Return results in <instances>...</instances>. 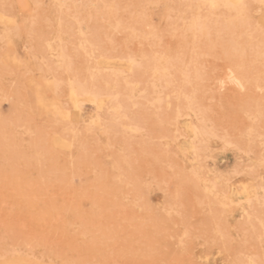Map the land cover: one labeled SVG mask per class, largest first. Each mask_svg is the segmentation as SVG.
Here are the masks:
<instances>
[{
    "label": "rangeland",
    "instance_id": "obj_1",
    "mask_svg": "<svg viewBox=\"0 0 264 264\" xmlns=\"http://www.w3.org/2000/svg\"><path fill=\"white\" fill-rule=\"evenodd\" d=\"M83 1L0 0V264H264V0Z\"/></svg>",
    "mask_w": 264,
    "mask_h": 264
},
{
    "label": "bare ground",
    "instance_id": "obj_2",
    "mask_svg": "<svg viewBox=\"0 0 264 264\" xmlns=\"http://www.w3.org/2000/svg\"><path fill=\"white\" fill-rule=\"evenodd\" d=\"M54 1L57 2V3H59V4H61V5H65V4H67L69 1L71 2V0H54ZM85 1H87V0H85ZM85 1H83V2H85ZM89 1H91V3L93 2V0H89ZM101 1H102V0H101ZM105 1H106V0H105ZM257 1L259 2V1H261V0H256L255 2H257ZM74 2H75V0H74ZM83 2H82V3H83ZM195 2H197V3H199V2H206V4H204V5L207 6V4H209V6H210L212 9H216V8H219V7L222 8L223 6H225V7L227 8V10L229 9V12H230V11H231V12H232V11H233V12L235 11V12L237 13V15H235V17H236V16L238 17V16H239V15H238L239 13L242 15V13L244 12L243 10H245V8H243V5H244V2H247V0H246V1H244V0H198V1H195ZM75 3H76V2H75ZM96 3H97V1H96ZM248 3H249V2H248ZM260 3H261V2H260ZM263 3H264V1H263ZM263 3H261V4H263ZM54 4H55V3H54ZM71 4H73V2H72ZM76 4H77V3H76ZM78 4H79V3H78ZM201 4H202V3H201ZM245 4H246V3H245ZM74 5H75V4H74ZM86 5H87V4H86ZM89 5H90V4H89ZM95 5H96V4H95ZM97 5H98V3H97ZM91 6H93V5H91ZM198 6H200V5L198 4ZM202 6H203V5H202ZM206 6H205V7H206ZM244 6H245V5H244ZM102 7H103V6H102ZM102 7H101V9H103V10L105 11L104 8H106V7H105V6H104L103 8H102ZM203 7H204V6H203ZM245 7H246V6H245ZM108 8H109V7H108ZM199 8H201V6H200ZM206 8H207V7H206ZM211 8H210V9H211ZM203 9H204V8H203ZM208 9H209V8H207V10H208ZM212 9H211V10H212ZM106 10H111V9L109 8V9H106ZM205 10H206V9H205ZM211 10H210V11H211ZM223 10H224V9H223ZM101 11H102V10H101ZM104 11H103V12H104ZM208 11H209V10H208ZM246 11H247V10H246ZM108 12H109V11H108ZM197 12H198V11H197ZM105 13H106V12H105ZM110 14H111V13H110ZM208 14H209V13H208ZM208 14H207V15H208ZM234 14H235V13H234ZM198 15H199V14H197L196 16H198ZM230 15H231V14H229V16H230ZM192 16H193V15H192ZM192 16H191V17H192ZM196 16H195V17H196ZM199 16H201V15H199ZM202 16H203V15H202ZM222 16H223V15H222ZM222 16H221V17H222ZM193 17H194V16H193ZM204 17L207 18L206 15H205ZM233 17H234V16H233ZM245 17H246V15H245ZM217 18H218V17H217ZM222 18H223V17H222ZM241 18H242V20H243V16H241ZM234 19H236V18H233L232 20H230V18H229V21H228V20H226V21L229 22V23H230V21H232L231 23H233V20H234ZM239 19H240V18H239ZM239 19H238V20H239ZM236 20H237V19H236ZM236 20H235V21H236ZM240 20H241V19H240ZM240 20L237 21V22H239V23L241 24L242 21L240 22ZM245 20H246V19H245ZM180 21H182V20H180ZM208 21H209V20H208ZM208 21H207V22H208ZM226 21H225V22H226ZM183 22H184V20H183ZM185 22L187 23V21H185ZM189 22H190V23H191V22L193 23V21H189ZM216 22H217V21H216ZM245 22H246V21H245ZM217 23H218V22H217ZM217 23H216L215 25H217ZM234 23H235V22H234ZM234 23H233V24H234ZM243 23H244V21H243ZM243 23H242V24H243ZM95 24H96V23H95ZM95 24H93L92 26L95 27V26H94ZM184 24H185V23H184ZM204 24H205V23H201V22L199 21V18L196 19V20L194 21V25L197 26V29L202 28L201 26H203V29H204ZM221 24H222V23H221ZM221 24H219V25H221ZM177 25H178V24H177ZM192 25H193V24H192ZM192 25H191V26H192ZM194 25H193V26H194ZM213 25H214V24H213ZM223 25L225 26L226 24L223 23ZM231 25H232V24H231ZM186 26H187V25H186ZM195 26L193 27V29H194V28L196 29ZM233 26H234V25H233ZM188 27H189V26H188ZM205 27H206V25H205ZM210 27H211V26H210ZM220 27H221V26H220ZM257 27H258V26H257ZM191 28H192V27H191ZM191 28H189V29H191ZM216 28H217V27H216ZM228 28H229V27H228ZM185 29H187V27H186ZM207 29H209V27H208ZM207 29H206V31H208ZM226 29H227V27H226ZM226 29H223V30H226ZM261 29H262V28H261ZM218 30H219V29H218ZM220 30H221V29H220ZM227 30H228V29H227ZM241 30H242V29H241ZM193 31H194V30H193ZM196 31L199 33L200 30H196ZM196 31H195V32H196ZM230 31H231V30H230ZM255 31H256V29H255ZM221 32H222V31H221ZM258 32H259V31H258ZM4 33H5V32H4ZM200 33H201V32H200ZM206 33H207V32H206ZM229 33H230V32H229ZM243 33H244V32H243ZM208 34H210V33H208ZM220 34H221V33H220ZM247 34H248V33H247ZM197 35H200V34H197ZM233 35H234V34H233ZM206 36H207V35H206ZM245 36H246V34H245ZM201 37H202V35H201ZM231 37H232V35H231ZM246 37H247V36H246ZM234 38H235V36H234ZM232 39H233V38H231V42L233 41ZM238 39H239V37H238ZM256 39H257V38H256ZM226 40H227V39H226ZM240 40H241V39H240ZM247 40H248V39H247ZM12 41H13V40H12ZM229 41H230V40H229ZM235 41H237V40H235ZM250 42H251V41H250ZM240 44H241V43H240ZM240 44L237 42V44H235L234 46H238V45L240 46ZM244 44H245V42H244ZM250 44H251V43H250ZM261 44H262V43H261ZM228 45H229V44H228ZM230 45H231V43H230ZM234 46H233V47H234ZM245 46H247V45H245ZM245 46H243V47H245ZM252 46H253V45H251V47H252ZM256 46H257V45H256ZM240 47H241V46H240ZM240 47H239V48L236 47V49H235V48H234V49H235V50H237V49H241ZM251 47H249V48H251ZM258 47H259V45H258ZM261 47H262V46H261ZM249 48H248V49H249ZM252 48H253V47H252ZM245 49H246V48H245ZM245 49L238 50V51H240L241 53H243V52H245V51H243V50H245ZM263 49H264V48H263ZM251 50H252V49H251ZM253 50H254V49H253ZM225 51H226V49H225ZM231 51L234 52L232 49H231ZM242 51H243V52H242ZM258 51H259L258 49L255 50V52H256V53L254 54L255 57H257V55L260 56V54H259ZM260 51H261V50H260ZM227 52H229V51H227ZM251 52H252V51H251ZM257 52H258V53H257ZM228 54H232V53H228ZM243 54H244V53H243ZM252 54H253V52H252ZM232 55H233V54H232ZM234 55H238V54L235 53ZM246 55H247V54H246ZM262 55H263V53H262ZM262 55H261L260 57H262ZM239 56H241V55L239 54ZM263 56H264V55H263ZM146 57H147V56H146ZM166 57H167V56H166ZM154 58H156V57H154ZM175 58H176V57H175ZM233 58H234V57H233ZM133 59H134V58H133ZM133 59H132V60H133ZM147 59H148V58H147ZM151 59H152V58H151ZM178 59H179V58H178ZM249 59H250V58H249ZM261 59H262V58H261ZM132 60H131V61H132ZM149 60H150V59H149ZM155 60H156V59H154V60H150V61H153V63L155 64V63H156V62H154ZM159 60H161V59H159ZM159 60H158V58H157V62H158ZM164 60H165V59H164ZM236 60H237V59H236ZM236 60H235V61H236ZM150 61H149V63H151ZM162 61H163V60H162ZM246 61H247V60H246ZM159 62H161V61H159ZM159 62H158V65L161 64V63H159ZM237 62H238V61H237ZM253 62H255V61H253ZM238 63H239V62H238ZM152 65H153V64H152ZM155 65H156V64H155ZM158 65H157V67L155 68V70H156L157 72H158V70L161 69V68H164V67L167 68V67H168V65H167V66H163V67L161 66V68H160V67H158ZM165 65H166V64H165ZM241 65H242V64H241ZM61 66H62V65H61ZM150 66H151V65H150ZM153 67H154V65H153ZM238 67H239V66H238ZM240 67H241V66H240ZM166 68H165V69H166ZM172 68H173V67H172ZM153 69H154V68H153ZM238 69H239V68H238ZM170 70H171V69H170ZM245 70H246V69H245ZM117 71H118V70H117ZM165 71H167V69L164 70V72H165ZM161 73H162V71H161ZM164 74H165V73H163V75H164ZM164 76H165V75H164ZM242 77H243V76H242ZM262 78H263V77H262ZM183 82H184V81H183ZM108 85H110V84H108ZM92 86H93V85H92ZM112 87H113V86H112ZM70 88H71V94L74 96L76 103L81 101V99H80V96H81V95H88V96H90V99H91V100H93V101H95V102H99V103L102 102L99 93L93 91V89H91V88L89 89V88L83 86V85L80 84V83H79V84H72ZM93 88H94V87H93ZM101 90H102V89H101ZM125 90H126V89H125ZM154 92H155V91H154ZM79 93H81V94H79ZM100 93H101V92H100ZM121 93H122V92H121ZM125 93H126V92H125ZM155 93H156V92H155ZM176 93H177V92H176ZM122 94H124V93H122ZM156 94H157V93H156ZM101 95H102V94H101ZM120 95H121V94H120ZM150 95H151V94H150ZM157 95H158V94H157ZM175 95H176V94H175ZM178 95H179V94H178ZM190 95H191V94H190ZM120 97H124V96L121 95ZM182 97H183V96H182ZM178 98H179V97H178ZM158 99H160V98H158ZM184 99H185V98H184ZM152 103H153V102H152ZM185 104H186V103H185ZM255 104H256V103H255ZM114 107H115V106H114ZM112 108H113V107H112ZM187 108H188V107H187ZM257 108H258V107H257ZM115 109H116V108H115ZM115 109H114V110H115ZM112 110H113V109H112ZM114 110H113V111H114ZM116 110H117V109H116ZM118 110H119V108H118ZM114 112H115L114 114L117 113L116 111H114ZM179 112H180V111H179ZM182 115H183V114H182ZM96 116H97V115H96ZM180 116H181V115H180ZM97 117H98V116H97ZM112 120H113V119H112ZM105 121H106V120H105ZM98 123H99V122H98ZM104 123H105V122H104ZM91 125H93V124H91ZM95 125L97 126L96 123H95ZM95 125H94V126H95ZM197 125H198V126H199V125L203 126L202 124H197ZM197 125H196V126H197ZM108 126H109V125H108ZM135 126H136V125H135ZM204 128H205V127H204ZM86 129H87V128H86ZM197 129H198V128H197ZM202 129H203V128H202ZM249 129H250V128H249ZM68 130H69V129H68ZM205 130H206V128H205ZM191 131H192V130H191ZM87 132H89V131H87ZM74 134H75V133H74ZM196 134H197V133H196ZM197 136H199V135H197ZM261 136H262V135H261ZM261 136H260V137H261ZM197 138H198V137H197ZM200 138H201V136H200ZM262 138H264V137H262ZM203 139H204V134H203ZM203 139H201V140H203ZM37 155H38V154H37ZM39 157H40V156H39ZM41 157H42V156H41ZM37 158H38V157H37ZM197 159H198V158H197ZM189 162H190V160H189ZM197 169H198V168H197ZM117 170H118V169H117ZM221 176H222V175H221ZM223 176H224V175H223ZM203 179H204V178H203ZM207 182H208V181H207ZM198 183H199V182H198ZM204 187H205V186H204ZM211 188H212V187H211ZM213 188H214V187H213ZM213 188H212V189H213ZM204 189H205V188H204ZM208 189H209V188H208ZM212 189H211V191H212ZM246 189H247V188H246ZM246 189H245V190H246ZM209 191H210V190H209ZM215 200H216V199H215ZM252 256H253V255H252ZM253 258H255V257H253ZM258 258H259V257H258ZM240 259L242 260V258H240ZM251 259H252V258L250 257V259H247V261H248V260L251 261ZM255 259H257V258H255ZM239 261H240V260H239ZM247 261H246V262H247ZM258 261H259V260H258ZM243 262H244V261H243ZM240 263H241V262H240ZM244 263H245V262H244ZM244 263H243V264H244ZM247 263L249 264V262H247ZM247 263H245V264H247ZM254 263H255V262H254ZM254 263L252 262V264H254ZM255 264H256V263H255Z\"/></svg>",
    "mask_w": 264,
    "mask_h": 264
}]
</instances>
